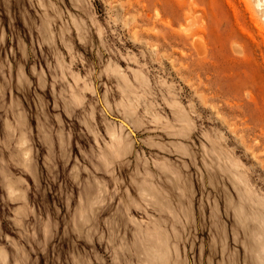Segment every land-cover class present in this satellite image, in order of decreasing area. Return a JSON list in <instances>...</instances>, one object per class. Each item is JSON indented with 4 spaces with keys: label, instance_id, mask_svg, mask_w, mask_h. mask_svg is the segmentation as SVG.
Masks as SVG:
<instances>
[{
    "label": "rangeland",
    "instance_id": "obj_1",
    "mask_svg": "<svg viewBox=\"0 0 264 264\" xmlns=\"http://www.w3.org/2000/svg\"><path fill=\"white\" fill-rule=\"evenodd\" d=\"M0 264H264V0H0Z\"/></svg>",
    "mask_w": 264,
    "mask_h": 264
}]
</instances>
